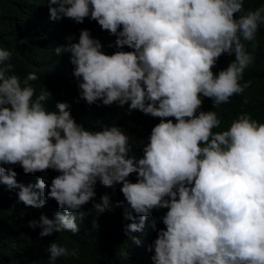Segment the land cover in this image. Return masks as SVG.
<instances>
[{
    "label": "clouds",
    "instance_id": "clouds-1",
    "mask_svg": "<svg viewBox=\"0 0 264 264\" xmlns=\"http://www.w3.org/2000/svg\"><path fill=\"white\" fill-rule=\"evenodd\" d=\"M50 19L98 22L115 35L118 48L108 55L89 30L67 52L79 82L80 97L89 105H129V111L161 118L137 160L120 127L86 130L71 116L70 105L58 102L49 111L46 88L36 95L29 73L23 81L0 48V184L19 189L26 206L44 207L55 199L62 211L54 219L41 215L28 226L40 237L78 231L82 206L95 197L97 181L106 187L122 183L127 204L125 233L141 232L153 209H168L166 226L149 247L153 264H264V123L242 113L227 130L215 111H199L203 100L214 107L229 102L251 86L240 81L253 63V48L264 24V6L244 12V0H47ZM243 13L236 17L235 14ZM122 26V30L121 29ZM55 54L65 51L55 48ZM235 60L214 74L218 58ZM247 102V100H245ZM174 117L176 122L172 119ZM19 164L25 174L47 169L61 173L51 182L38 179L24 186L4 165ZM137 173V182L127 177ZM33 188L39 189L34 191ZM94 208L108 209V195ZM123 201L118 206H122ZM133 213L136 215L134 216ZM139 216V222H135ZM139 245L138 237L130 236ZM49 260L72 255L73 249L50 243Z\"/></svg>",
    "mask_w": 264,
    "mask_h": 264
},
{
    "label": "trees",
    "instance_id": "trees-1",
    "mask_svg": "<svg viewBox=\"0 0 264 264\" xmlns=\"http://www.w3.org/2000/svg\"><path fill=\"white\" fill-rule=\"evenodd\" d=\"M262 6L264 0H244L245 13ZM241 14L235 15L238 18ZM83 29L89 30L91 37L100 41L105 54L133 51L127 46L118 48L115 45L117 37L102 30L98 22L90 17L85 18L83 23L66 17L50 19L47 0H0V48L11 51L12 56L7 63L14 65V71L8 75H16L23 81L29 73H36L38 79L30 83L36 95L43 88L51 93L45 102L48 110L55 111L58 102L68 103L71 116L86 130H102L106 125L120 127L128 135L132 146L129 156L139 160L144 156L143 148L149 142L152 128L161 118L145 115L139 110L129 111L128 104L121 107L115 102L106 106L97 100L89 105L81 99L79 82L73 75L74 66L70 62L71 53L67 52V48L71 43L79 42ZM245 43L254 60L245 69L240 83L243 85L251 81V86L216 108L211 98L201 97L203 103L196 114L199 111H215L221 123L214 132L227 130L231 122L242 113H249L253 119L264 123V24L260 25L256 33L255 43L258 46L253 48L251 42ZM61 46L65 51L58 56L54 50ZM234 60L235 54H222L212 71L218 75ZM166 119L176 122L174 117ZM4 167L14 170L17 182L24 186L35 185L38 179H45V195L50 191L52 180L61 174L53 169L25 174L19 164ZM127 179L135 183L138 174L132 173ZM122 186L119 183L106 187L97 181L95 197L82 206L83 218H80L78 212L72 213L77 216V232L64 230L40 237L41 229L30 228L28 222L39 221L41 215L54 219L55 214L62 211L55 199H47L42 208L26 206L18 198V188L9 190L6 185L0 184V264H53L47 252L52 242L66 247L69 253L73 249L78 252V257H59L54 264H153L151 256L154 251H149V247L157 238L159 230H166L162 217L168 209H153L141 232L126 234L125 226L133 221L124 218V208L130 206L120 190ZM33 190L39 191L35 188ZM105 194L110 204L108 209L99 213L94 205L102 203L101 197ZM121 201L123 205L118 206ZM135 222H139V216H136ZM130 236L138 237L141 243L137 245Z\"/></svg>",
    "mask_w": 264,
    "mask_h": 264
}]
</instances>
